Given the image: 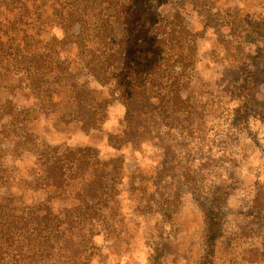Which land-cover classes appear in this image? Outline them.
Here are the masks:
<instances>
[{
  "label": "trees",
  "instance_id": "1",
  "mask_svg": "<svg viewBox=\"0 0 264 264\" xmlns=\"http://www.w3.org/2000/svg\"><path fill=\"white\" fill-rule=\"evenodd\" d=\"M156 1L0 0V133L35 158L28 188L49 191L33 206L0 195V264H89L94 225L116 196L123 159L46 145L43 121L90 134L121 106L124 131L111 146L153 145L163 166L180 137L204 134L208 115L192 89L196 34L180 14L153 9ZM228 37L225 51L236 48Z\"/></svg>",
  "mask_w": 264,
  "mask_h": 264
},
{
  "label": "rangeland",
  "instance_id": "2",
  "mask_svg": "<svg viewBox=\"0 0 264 264\" xmlns=\"http://www.w3.org/2000/svg\"><path fill=\"white\" fill-rule=\"evenodd\" d=\"M198 1L153 5L180 14L196 34L193 96L208 115L204 134L180 137L170 163L162 165L153 145L111 146L124 131L118 105L90 134L74 125L59 133L54 120L37 126L46 145L81 157L91 149L106 162L123 159L113 204L94 225L89 264H264V0ZM230 32L236 48L225 51ZM22 151L0 133V195L33 206L49 191L25 184L40 169Z\"/></svg>",
  "mask_w": 264,
  "mask_h": 264
}]
</instances>
